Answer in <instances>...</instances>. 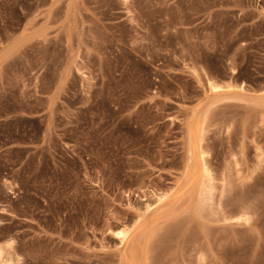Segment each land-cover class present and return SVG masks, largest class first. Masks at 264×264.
Returning <instances> with one entry per match:
<instances>
[{
	"label": "rangeland",
	"instance_id": "374dc122",
	"mask_svg": "<svg viewBox=\"0 0 264 264\" xmlns=\"http://www.w3.org/2000/svg\"><path fill=\"white\" fill-rule=\"evenodd\" d=\"M0 250L264 264V0H0Z\"/></svg>",
	"mask_w": 264,
	"mask_h": 264
},
{
	"label": "bare ground",
	"instance_id": "6f19581e",
	"mask_svg": "<svg viewBox=\"0 0 264 264\" xmlns=\"http://www.w3.org/2000/svg\"><path fill=\"white\" fill-rule=\"evenodd\" d=\"M168 26H169V25H168ZM217 87H218V86H215V88H217ZM196 137H197V136H196ZM199 138H200V137H199ZM194 140H195V139H194ZM198 141H200V140H198ZM201 141H202V140H201ZM192 142H193V141H192ZM193 143H194V142H193ZM197 144H199V143H197ZM194 145H195V144H194ZM201 146H202V145L199 144L198 147H197V148H199L200 150L202 149V151H200L199 153H201V152L204 153L205 151H203V147H201ZM191 147H192V146H191ZM193 149H194V148H193ZM199 149H198V150H199ZM203 153H201V154L203 155ZM201 154H200V155H201ZM204 155H205V154H204ZM201 158H202V161H203V162H202L201 160H200V161L202 162L203 169H204V170H207L208 168H206L205 157L202 156ZM201 158H200V159H201ZM125 230H126V229H125ZM127 231H128V230H127ZM119 235L122 237L121 240H122V239L125 240V238H127V237H126V235H127V232H126V231H119ZM127 236H128V235H127ZM1 255H2V251L0 250V256H1Z\"/></svg>",
	"mask_w": 264,
	"mask_h": 264
}]
</instances>
